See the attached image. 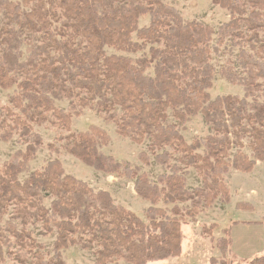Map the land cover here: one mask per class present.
I'll return each mask as SVG.
<instances>
[{
	"label": "trees",
	"instance_id": "16d2710c",
	"mask_svg": "<svg viewBox=\"0 0 264 264\" xmlns=\"http://www.w3.org/2000/svg\"><path fill=\"white\" fill-rule=\"evenodd\" d=\"M211 1L229 14L215 32L185 21L163 0H0V88L13 89L8 105L0 104V140L16 135L23 145L0 168V264L23 263V253L35 264H65L63 250L75 245L94 249L92 264L178 256L184 222L178 204L188 203L186 215L194 218L200 207L228 201L223 175L250 172L264 159V0ZM142 16L148 23L140 26ZM214 33L217 44L249 47L238 51L241 75L222 71L243 86L241 97H210ZM61 99L67 110L55 105ZM92 106L117 135L138 144L147 140L138 158L149 164L152 155L168 172L152 181L138 166H122L101 150L109 135L97 125L69 133L65 149L97 171L131 179L136 195L150 204L145 220L116 204L109 191L65 173L58 158L18 178L42 144L33 125L69 131L72 114ZM197 114L211 132L188 143L178 126ZM246 139L250 155L243 152ZM187 168L200 186L186 187ZM37 223L55 233L48 258L28 228ZM224 233L214 245L222 257L232 256L230 229ZM247 262L264 264V254Z\"/></svg>",
	"mask_w": 264,
	"mask_h": 264
},
{
	"label": "rangeland",
	"instance_id": "374dc122",
	"mask_svg": "<svg viewBox=\"0 0 264 264\" xmlns=\"http://www.w3.org/2000/svg\"><path fill=\"white\" fill-rule=\"evenodd\" d=\"M19 1V0H12ZM165 3L174 6L185 21L196 20L212 27L214 32L217 27L229 19L228 11L212 3L211 0H163ZM148 23V17L142 16L139 18V25ZM216 35L214 33L211 42V63L214 67V78L211 87L208 89L211 99L221 95H235L241 97L244 93L243 86L238 82H230L225 78L222 71H231L237 75H241L242 71L239 66L238 51L239 48L246 44L236 45L229 40H225L223 44H217ZM26 44L22 45L24 52ZM107 53H115L111 48H106ZM25 55V53H24ZM260 92V98L264 95V81ZM13 89L0 88V104L8 105L9 96ZM55 105L65 110L68 109L69 103L65 99L56 100ZM74 111L72 110V113ZM79 115L72 114L70 130L51 126L44 123L41 125H33V130L38 132L42 137V144L36 152L34 158L28 162L25 170H23L18 178L25 179L33 170L41 169L46 161L52 158H58L62 164L65 173L71 174L77 179L85 181L94 190L99 187L107 190L112 194L114 202L134 212L137 216L145 220L144 210L150 206L148 200L142 199L135 195L132 185V180L121 175H108L101 171H97L88 165L75 158L65 149L67 144L66 136L69 133H77L86 130L90 125H97L104 128L109 135V141L101 146V150L106 155H111L114 159L121 162L122 166L126 164L130 166H138L140 172L148 174L152 181H156L157 176L163 172H168L167 168L155 163L153 156L149 155V164L143 163L138 154L141 151H147L146 144L134 143L128 138H123L115 133V127L112 123L105 121L104 115L98 113L95 106L85 107L79 109ZM180 132L184 136L186 142H191L195 138H204L205 135L211 132L210 128L204 123L202 115L197 114L189 119L184 125L178 126ZM245 145L243 152L250 155V148L248 140H244ZM23 145L14 135L12 139L3 141L0 140V168L3 163L9 160L12 154ZM234 149L232 150V152ZM185 176V183L188 189L201 185V179L194 169H182ZM110 176V177H109ZM224 182L229 191L228 201L217 199L209 208H201L194 218L186 215V209L189 208L188 203H179L178 218L183 221H189L191 226L194 225L192 221L198 220L200 223L196 227V235H209L212 232L218 237H213L207 240L206 245L215 243L219 237H226L224 231L227 228L226 222L231 217L232 219H254L256 217H264V159L255 163L250 172H240L230 169L223 175ZM49 199L43 200L45 206L48 207ZM246 202L251 205V208L245 210L237 209L236 203ZM162 206V204H160ZM171 205H168L170 208ZM7 217H4V220ZM29 230L38 244L43 247L40 248V253L46 258L52 254V243L55 238L54 230L45 232L40 223L29 225ZM186 230V228H185ZM231 233V232H230ZM231 237V235H230ZM194 238V237H193ZM190 237L185 234L183 239L182 253L178 258L169 257L165 261H154L147 264H209L210 258H215V264H248L250 259H237L235 255H225L222 257L218 250L213 255L205 244L197 248V251L190 249ZM195 241L199 242L196 237ZM192 243V242H191ZM231 244V243H230ZM209 247V246H208ZM94 249H82L79 245L70 246L63 250V258L65 264H92ZM212 256V257H211ZM23 263H18L10 259H6L2 264H35L34 258L23 253ZM209 261V262H208ZM224 261L225 263H221ZM110 264H123L122 261L112 262ZM212 264V263H210Z\"/></svg>",
	"mask_w": 264,
	"mask_h": 264
},
{
	"label": "crops",
	"instance_id": "0c3cea01",
	"mask_svg": "<svg viewBox=\"0 0 264 264\" xmlns=\"http://www.w3.org/2000/svg\"><path fill=\"white\" fill-rule=\"evenodd\" d=\"M104 129V128H103ZM258 163V161L256 162ZM110 177V176H109ZM132 182V181H131ZM133 185V182H132ZM98 189H101L100 187ZM135 193V192H134ZM112 195V194H111ZM136 195V193H135ZM113 197V196H112ZM114 199V198H113ZM239 210H245V209H239ZM247 210V209H246ZM194 223L193 226L189 223V221H185L181 224V231H182V237H181V253H182V247H183V239L185 237V234L190 237V249H194V251H197V248L201 246V243L205 244V246L210 249L211 253L214 255L216 253L217 248L215 247L214 243H210V245H206L207 240L212 239L214 236H216L215 233L207 234L205 236H202L201 234L196 235V227L200 224L198 220L192 221ZM237 222V223H233ZM230 229V249L231 253L237 257V259H251L254 256L262 255L264 254V217H256L254 219H232L231 217L226 222L225 227ZM186 228V230H185ZM199 241H195L194 238ZM180 253V254H181ZM178 256H175V258H178ZM212 257V256H211ZM169 258V257H168ZM168 258L161 260L165 261ZM154 262V261H148ZM209 262V261H208ZM146 263V264H147ZM210 264V263H209Z\"/></svg>",
	"mask_w": 264,
	"mask_h": 264
}]
</instances>
